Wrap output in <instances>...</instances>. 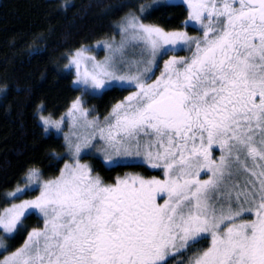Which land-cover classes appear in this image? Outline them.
I'll list each match as a JSON object with an SVG mask.
<instances>
[{
    "label": "snow or ice",
    "instance_id": "1",
    "mask_svg": "<svg viewBox=\"0 0 264 264\" xmlns=\"http://www.w3.org/2000/svg\"><path fill=\"white\" fill-rule=\"evenodd\" d=\"M184 2L181 28L199 35L145 22L176 6L151 0L114 25L118 40L65 54L80 95L58 119L35 109L63 138L64 156H51L63 167L47 179L27 167L24 187L3 194L0 264H264V0ZM114 91L128 94L106 116L86 106ZM97 154L160 177L108 182L85 162Z\"/></svg>",
    "mask_w": 264,
    "mask_h": 264
},
{
    "label": "trees",
    "instance_id": "2",
    "mask_svg": "<svg viewBox=\"0 0 264 264\" xmlns=\"http://www.w3.org/2000/svg\"><path fill=\"white\" fill-rule=\"evenodd\" d=\"M140 3L151 0H0V87L7 88L0 93V211L8 205L3 194L23 184L27 167H38L45 179L57 176L63 167V160L51 156H64V141L43 131L35 109L43 103L44 114L58 118L80 95L73 88L74 75L64 68L65 54L116 34L114 25ZM187 19V7L176 3L145 22L199 33L193 26L181 28ZM127 94L114 91L88 98L86 106L103 117ZM88 160L108 182L125 174L160 177L159 170L140 163L108 167L99 156ZM40 223L36 215L26 221L28 230ZM25 239L26 232L7 244L14 251Z\"/></svg>",
    "mask_w": 264,
    "mask_h": 264
},
{
    "label": "rangeland",
    "instance_id": "3",
    "mask_svg": "<svg viewBox=\"0 0 264 264\" xmlns=\"http://www.w3.org/2000/svg\"><path fill=\"white\" fill-rule=\"evenodd\" d=\"M176 3H178V4H182V5H184V6H186L187 7V5H186V3L184 2V0H176ZM194 28H199V26L198 25H192ZM189 33V32H188ZM190 34V33H189ZM200 33H197V34H190V35H199ZM113 36H115L116 37V39L118 40L119 39V36L117 35V34H114ZM108 40V38L106 39H102V40H99V41H96V42H94L93 44H90V45H87L86 47H95L96 46V44L98 43V42H101V41H107ZM94 55H96L97 56V58L98 59H103V57H104V55H105V52L103 51V50H99V49H97L94 53H93ZM179 55H186V53H183V52H181V53H179ZM157 75H158V73H157ZM67 112V111H66ZM65 112V113H66ZM45 115H47V114H45ZM98 116V115H97ZM101 117V116H100ZM59 118V117H58ZM57 118V119H58ZM102 118V117H101ZM66 131H67V129H65ZM63 139V138H62ZM214 155L215 156H219V152L217 151V152H215L214 153ZM97 156H99L102 160H103V158H102V156H100V154H97ZM85 162H88L89 163V160L87 159ZM103 162H104V160H103ZM105 163V162H104ZM136 163H139V161H137ZM149 167V166H148ZM150 168V167H149ZM59 175V174H58ZM57 175V176H58ZM57 176H55V177H57ZM55 177H53V178H55ZM202 178H206V177H204L203 176V174H202ZM20 187L21 188H23L24 187V185L22 184V185H20ZM15 190V189H14ZM13 190V191H14ZM11 192V191H10ZM35 195H38V192L36 193V194H34V193H28V194H26V195H24L22 198L23 199H32V198H34V196ZM16 203H19V201L17 200V201H15ZM160 202H162V201H160ZM6 207H10V204H8ZM23 245V244H22ZM21 245V246H22ZM20 246V247H21ZM19 248V247H18ZM10 253H7V252H4L2 249H0V260H3V258H4V256L5 255H9Z\"/></svg>",
    "mask_w": 264,
    "mask_h": 264
}]
</instances>
